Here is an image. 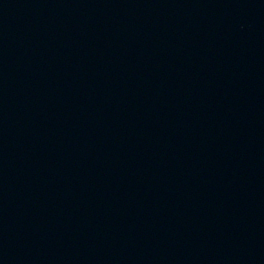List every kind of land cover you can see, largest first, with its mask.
Returning a JSON list of instances; mask_svg holds the SVG:
<instances>
[{"label":"water","instance_id":"obj_1","mask_svg":"<svg viewBox=\"0 0 264 264\" xmlns=\"http://www.w3.org/2000/svg\"><path fill=\"white\" fill-rule=\"evenodd\" d=\"M0 264H264V0H0Z\"/></svg>","mask_w":264,"mask_h":264}]
</instances>
